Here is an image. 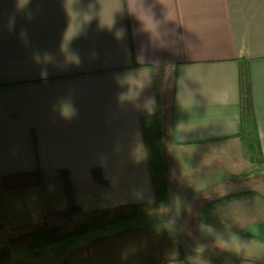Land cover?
Listing matches in <instances>:
<instances>
[{"label":"crops","instance_id":"crops-1","mask_svg":"<svg viewBox=\"0 0 264 264\" xmlns=\"http://www.w3.org/2000/svg\"><path fill=\"white\" fill-rule=\"evenodd\" d=\"M155 118L188 167L160 202ZM154 203L57 264H264V0H0V226Z\"/></svg>","mask_w":264,"mask_h":264},{"label":"rangeland","instance_id":"rangeland-1","mask_svg":"<svg viewBox=\"0 0 264 264\" xmlns=\"http://www.w3.org/2000/svg\"><path fill=\"white\" fill-rule=\"evenodd\" d=\"M148 126L151 128L148 127L145 129L144 135L150 152L147 156L149 173L151 181H153L155 185L154 190L156 188V200L160 202L162 200L161 197H164L161 185L165 184L166 187L167 180L171 181L173 185H176L178 181L183 179L184 175L181 174L188 168L187 164H185L187 163L185 160L187 157L175 151L170 145H166V142H161V130L159 129L160 125L157 118L151 120ZM243 146L247 150L246 144H243ZM254 156L257 157L255 154ZM212 168L214 169L215 165ZM191 175H194V172H192ZM95 177H98V175L95 174ZM155 208L156 203L152 204V206H148V204H138V206L127 204L116 207L112 211L104 210L99 211V213L88 214L82 218L75 217L63 219L55 225L50 222H43L41 225L29 228L25 231H14L20 229L0 226V264H57L60 259H57L56 244L84 233L127 222L132 218H145L149 216ZM71 210L79 212V208L77 207H72ZM87 224L97 226L93 230H88L84 233H75L77 230H80L81 226ZM182 225H186L188 229L170 230L171 236L174 237L176 241L191 242L194 232L192 228L196 225L194 219L192 217L183 219ZM43 226L47 230H55L53 239L56 241L40 243L31 237ZM70 234L72 235L68 236ZM52 244L53 249H51ZM51 255H53V257H51ZM52 260L53 263H51Z\"/></svg>","mask_w":264,"mask_h":264},{"label":"trees","instance_id":"trees-1","mask_svg":"<svg viewBox=\"0 0 264 264\" xmlns=\"http://www.w3.org/2000/svg\"><path fill=\"white\" fill-rule=\"evenodd\" d=\"M244 91H246V97L243 100L242 121H243V124L246 126V128L254 129L255 127H254V123H253L252 108H251V103H250V98H249V92L246 88V85H245ZM245 126L243 128H245ZM152 185L155 187L153 181H152ZM161 188H162V193H164V195H165V190H166L165 184H162ZM155 191H156V188H155ZM161 198H163V196ZM103 225H105V224H103ZM96 226L97 225H91V224L83 225L80 227V230H77L75 233L76 234L84 233V232H87L88 230H93L94 228H96ZM53 235H55L54 229L47 230L43 226L37 232H35L31 237L35 241H38L40 243H49L51 241H56L55 239H53ZM71 235L72 234H70L68 236H71Z\"/></svg>","mask_w":264,"mask_h":264}]
</instances>
